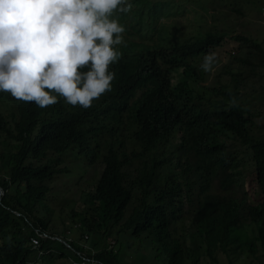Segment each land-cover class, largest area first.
I'll list each match as a JSON object with an SVG mask.
<instances>
[{
	"label": "trees",
	"instance_id": "1",
	"mask_svg": "<svg viewBox=\"0 0 264 264\" xmlns=\"http://www.w3.org/2000/svg\"><path fill=\"white\" fill-rule=\"evenodd\" d=\"M170 1L178 7L195 4ZM165 2L131 0L129 11H113L111 18L125 27L123 42L116 45L120 56L109 66L113 86L89 108L62 97L40 108L0 92V264L65 259L74 251L103 264H128L116 248H108L117 245L113 233L162 247L163 264H216L219 253L264 264V127L257 125L264 117L239 102L244 71H231L233 64H244L249 74L264 76V69L258 70L264 44L200 26L187 31L177 26L179 38H172V24L162 17L176 10ZM226 39L232 44L229 60H217L209 83L201 59ZM179 69L186 79L173 82ZM260 104L264 108V101ZM244 156L262 195L254 204L240 195L246 193ZM97 160L102 167L88 187L91 198L71 211L80 231L77 240H67L74 251L51 239L33 248L36 230L50 233L39 207L50 190L47 183ZM216 181L225 194L211 191Z\"/></svg>",
	"mask_w": 264,
	"mask_h": 264
},
{
	"label": "clouds",
	"instance_id": "2",
	"mask_svg": "<svg viewBox=\"0 0 264 264\" xmlns=\"http://www.w3.org/2000/svg\"><path fill=\"white\" fill-rule=\"evenodd\" d=\"M131 6V0H0V92L40 108L60 97L89 108L113 86L109 66L120 56L125 27L111 15ZM216 64L210 51L199 67L211 72ZM44 232L74 251L69 230L65 238Z\"/></svg>",
	"mask_w": 264,
	"mask_h": 264
},
{
	"label": "rangeland",
	"instance_id": "3",
	"mask_svg": "<svg viewBox=\"0 0 264 264\" xmlns=\"http://www.w3.org/2000/svg\"><path fill=\"white\" fill-rule=\"evenodd\" d=\"M185 0H178V2H184ZM203 1V4L202 2ZM192 2L185 1V7L183 4L178 7L175 3H171L170 0H166L165 4L170 5L176 13L171 17H162V21L167 24H172L170 30L172 32V38L176 36L179 38V32L176 30L177 26L183 28L184 31L196 30L199 26L200 30L214 29L217 32H226L227 34H242L257 40H261L264 44V0H241V6L237 0H194ZM227 5V6H224ZM212 13V14H211ZM226 29L232 32H228ZM232 50L231 42L226 39L223 44L218 47L214 52L217 54V60H221L220 64L228 62V52ZM200 55H193V58ZM240 56V55H239ZM191 57V58H192ZM202 60V59H201ZM232 60V59H231ZM234 61V60H232ZM219 65L215 66L213 71L205 73L210 78L207 82L213 81ZM246 65L240 64L236 67L234 64L231 66V71L239 72L244 71L243 77L245 78L241 85H237L240 97L239 102L244 106H255L262 117H264V108L260 104V100L264 101V76L258 77L251 75L246 70ZM264 69L258 67V70ZM181 70H176L173 75V82L179 80L185 81V76H181ZM203 74V75H205ZM225 82L233 88V84L230 77L226 74L222 75ZM257 125L264 127L263 123ZM124 136V133H121ZM242 147H238V151L242 155ZM248 158L244 156L241 161L240 170L243 175V185L245 194L240 193L248 204H254L261 200L262 195L257 192V184L254 174L250 169ZM102 162L97 160L92 166H78L75 167L71 173L62 174L48 182L50 190L47 193V197L44 202L41 203V213L45 214V217L50 222L49 230L51 234L58 235L65 238L67 231H70L68 236L73 240H77L80 235L78 224L71 221V211L78 210L83 203H87L91 195L88 193L89 185L95 180L101 171ZM217 180V179H216ZM211 191L225 194L226 190H223L218 181L213 184ZM89 196V197H88ZM129 206L127 213L131 209ZM190 213L185 211L182 219L184 222L189 221ZM71 225V226H69ZM64 226H68L64 233L62 230ZM115 230V227L112 229ZM86 234V233H85ZM114 235V236H113ZM112 238H116L117 245L114 244L113 248L119 252L123 262L128 264H163L167 261L166 251L157 244H148L143 242L140 238H134L132 236H125L123 234H114ZM107 241V239H106ZM105 241H101L99 244L105 246ZM108 244V241H107ZM46 256L35 264H63V259L55 258L51 261ZM256 264L255 261L248 259L247 257H238L235 254H231L230 257L219 253L217 255L216 264ZM67 264V263H64Z\"/></svg>",
	"mask_w": 264,
	"mask_h": 264
},
{
	"label": "built area",
	"instance_id": "4",
	"mask_svg": "<svg viewBox=\"0 0 264 264\" xmlns=\"http://www.w3.org/2000/svg\"><path fill=\"white\" fill-rule=\"evenodd\" d=\"M84 236L86 237V235H84ZM36 237L40 238L41 240L51 238L48 233H46L44 231L37 230L36 235H34V237L30 239L33 248H38L40 246V243H41V240L38 241V239ZM112 246L113 245H108V248H112ZM44 252L47 253L48 251L42 252V250H40L39 253L43 254ZM68 262H70L71 264H96V263L97 264H103V263H100L99 261H97V259H95L94 257L88 256L85 253H79V252L77 253V256H70V258L68 259Z\"/></svg>",
	"mask_w": 264,
	"mask_h": 264
},
{
	"label": "bare ground",
	"instance_id": "5",
	"mask_svg": "<svg viewBox=\"0 0 264 264\" xmlns=\"http://www.w3.org/2000/svg\"><path fill=\"white\" fill-rule=\"evenodd\" d=\"M33 237H34V236H31L30 239L33 238ZM36 238H37V237H36ZM37 239H38V241L41 240L40 238H37ZM86 247H87V245H86V244H83V245H82V250H84V248H86ZM82 250H81V251H82Z\"/></svg>",
	"mask_w": 264,
	"mask_h": 264
},
{
	"label": "crops",
	"instance_id": "6",
	"mask_svg": "<svg viewBox=\"0 0 264 264\" xmlns=\"http://www.w3.org/2000/svg\"><path fill=\"white\" fill-rule=\"evenodd\" d=\"M70 258V256H67L65 259H63V264L67 263V264H71L70 262H68V259Z\"/></svg>",
	"mask_w": 264,
	"mask_h": 264
},
{
	"label": "water",
	"instance_id": "7",
	"mask_svg": "<svg viewBox=\"0 0 264 264\" xmlns=\"http://www.w3.org/2000/svg\"><path fill=\"white\" fill-rule=\"evenodd\" d=\"M0 194L2 195L3 194V191H2V189L0 188Z\"/></svg>",
	"mask_w": 264,
	"mask_h": 264
}]
</instances>
